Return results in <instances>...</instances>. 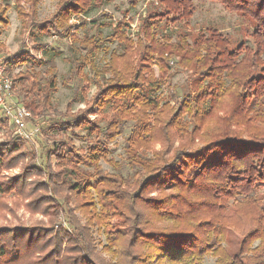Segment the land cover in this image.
Masks as SVG:
<instances>
[{
    "label": "trees",
    "instance_id": "16d2710c",
    "mask_svg": "<svg viewBox=\"0 0 264 264\" xmlns=\"http://www.w3.org/2000/svg\"><path fill=\"white\" fill-rule=\"evenodd\" d=\"M211 1L252 20L253 46L234 47L229 36L213 28L200 30L193 39L175 32L189 25L194 0H157L160 8L151 9L133 34L127 16L115 24L108 14L101 15L106 23L88 21L103 0H57L43 21L38 19L41 0L16 1L22 34L53 33L76 45L71 76L94 85L96 92L86 100L81 89L85 108L75 115L67 104L62 125L67 131L96 134L101 145L88 148L84 156L66 150L64 143L48 150V165L31 163L22 175L0 178L1 200L8 195L32 199L40 185L50 195L45 200L63 201L61 211L68 218L71 203L87 222L102 223L104 250L116 264L124 259L132 264H198L207 254L217 264H264V0ZM10 8L9 0H0V36L9 26ZM77 27L83 29L81 37L75 34ZM106 28L107 36L101 31ZM39 43L35 36L36 51L44 48ZM3 51L0 43V55ZM100 54L101 67L96 63ZM29 56L6 58L7 75L34 61ZM58 56L44 61L43 72L30 67L12 78L11 93L33 118L55 112ZM175 72L185 73L191 82L182 100L174 90L172 106L161 91ZM129 122L134 123L125 146L130 173H105L99 164L100 159L109 161L105 144ZM20 142L16 137L0 145V173L18 165L14 148ZM52 156L56 171L50 167ZM31 174L46 176V182L30 187L26 179ZM77 223L71 226L81 264H108L92 263L91 241ZM230 234L241 237L234 252L225 245ZM11 237L8 242L0 237V264L26 263L28 242L39 239L31 236L24 244L23 238ZM55 257L54 264H78Z\"/></svg>",
    "mask_w": 264,
    "mask_h": 264
},
{
    "label": "rangeland",
    "instance_id": "374dc122",
    "mask_svg": "<svg viewBox=\"0 0 264 264\" xmlns=\"http://www.w3.org/2000/svg\"><path fill=\"white\" fill-rule=\"evenodd\" d=\"M16 1L18 0H9L11 6L7 12L9 26L3 31V35L0 37V43L4 45V51L0 55V58L5 61L6 58L9 59L21 53L28 52L30 54L29 57L34 60L16 68L11 77L13 78L19 72L28 70L30 67L33 70L43 72L47 68L44 61L49 56L58 54L59 56L54 59V64L57 69L58 89L53 95L55 112H52L45 118H32L29 121L27 125L28 131L33 132L35 127H39L40 133L33 136V139L30 141L18 143L14 148V155L18 156L19 163L11 167V169L1 171L0 178L4 179L22 175L23 168L31 163L39 167H43L44 164L48 165L49 162L46 161V153L48 150L52 148L56 149L63 143L66 144V150H72L73 148L80 156H84L88 148L94 147L97 144H99L98 146L101 145V139L96 134L89 136L87 135V131L83 130L67 131L64 130L62 125L65 120L62 115L66 112L67 104H71L70 111L75 115L85 108L83 94L80 95L81 92H79L81 89H85L86 91V100L91 99L96 92L94 85L90 84L86 86L83 82L71 76L72 64L78 54L76 45L70 40L59 38L53 33L39 34L37 30H32V32L22 34L20 21L14 9ZM102 4L101 8L90 14L88 21L99 19L98 22L106 23L108 19L103 16L101 17V15L108 14L112 18V23L115 24L116 21L127 16L130 19V33L132 34L137 32L139 23L143 18L148 16L151 9L155 8L157 10V8H160L158 7L157 0H140L136 4L132 3V0H103ZM56 5L57 0H41L38 8V19L41 21L47 19L54 12ZM193 6L194 13L189 25L187 27H180L175 32L186 33L193 39L200 30L213 28L217 32L229 36L234 47L241 43L248 47L253 46V41L250 37L255 30V24L250 18H244L239 13L227 10L222 4L211 0H194ZM88 27L91 28L90 23ZM101 31L105 36L110 34V28ZM75 34L81 37L83 35V29L77 27ZM91 34H95V31L92 30ZM35 36L40 41L39 44L44 46L40 51L33 49ZM44 51L47 52L46 55H44ZM103 62L102 54L96 57V63L100 67L103 65ZM85 72H88V67L85 68ZM190 82L191 80L188 79L185 73L175 72L169 82L162 88V95L165 96L164 101L175 106L177 100L173 96L174 90L177 88L176 95L182 100L184 94L188 91ZM76 90L79 93L75 96ZM8 102L12 105L15 103L19 104L15 95L12 93L8 97ZM0 120L2 121L0 123V145H3L10 139L16 138V136L8 119H5L0 114ZM133 125V122L127 123L120 136L112 142L105 144V149L108 153L107 159L109 161L100 159L99 164L103 172L122 175L130 173L126 160L125 146L127 144V138L133 129ZM67 140H70L72 144L70 145ZM156 149H159V146H156ZM50 167L52 171L58 169L56 157H51ZM26 180L31 187L35 184L46 182V176L31 174L27 176ZM38 186V190L32 199L29 200L28 198L19 197H16L17 200H13L14 197L12 195L5 197L7 198L6 200H1L4 196H0V237L3 236L2 242L12 241V235L16 238H23L24 244L31 236L34 238L37 237L39 239L38 242H28L30 244L31 254L24 264H54L55 256L60 257L61 260L67 259L69 263L81 264L83 261L81 258V248L78 245L77 237L73 236L75 229L71 226V223L79 222L77 223L79 232L85 229L88 233V239L91 241V249L94 254L92 255V263H98L100 260H104L108 264H116V260L104 250L106 247L105 235L103 234V229L98 228L99 226L102 227V223L97 226L94 222H87L83 216V212L77 211L71 203L68 206L71 209H66L70 213L68 218L65 215V211H61L63 201L53 196L52 199L49 197V199L45 200V195L48 196L49 193L40 189V185ZM38 199L40 201L33 207L32 204ZM15 202H17L16 205H14ZM52 204V208L46 209L47 205L52 206ZM227 241L230 242H225L227 249L229 252H234L241 241V237L236 234H230ZM231 243L232 245H230ZM34 249L39 251L34 254ZM119 264H132V262L124 259ZM150 264L168 263L158 261L154 263L153 261ZM198 264H217V258L212 254H207L201 263Z\"/></svg>",
    "mask_w": 264,
    "mask_h": 264
},
{
    "label": "built area",
    "instance_id": "2783aa9c",
    "mask_svg": "<svg viewBox=\"0 0 264 264\" xmlns=\"http://www.w3.org/2000/svg\"><path fill=\"white\" fill-rule=\"evenodd\" d=\"M13 80L6 73V63L0 58V114L8 119L14 129V135L23 141H30L33 136L40 133L39 127H35L33 132H29L27 125L32 120L31 113L22 105L8 102L11 94Z\"/></svg>",
    "mask_w": 264,
    "mask_h": 264
},
{
    "label": "crops",
    "instance_id": "0c3cea01",
    "mask_svg": "<svg viewBox=\"0 0 264 264\" xmlns=\"http://www.w3.org/2000/svg\"><path fill=\"white\" fill-rule=\"evenodd\" d=\"M2 35H3V34H2ZM2 35H1V36H2ZM1 36H0V37H1Z\"/></svg>",
    "mask_w": 264,
    "mask_h": 264
}]
</instances>
